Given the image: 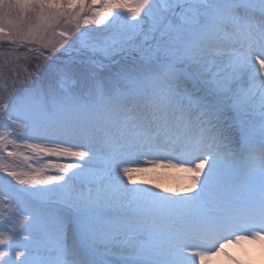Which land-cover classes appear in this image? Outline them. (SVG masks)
Masks as SVG:
<instances>
[{"label": "snow or ice", "instance_id": "1", "mask_svg": "<svg viewBox=\"0 0 264 264\" xmlns=\"http://www.w3.org/2000/svg\"><path fill=\"white\" fill-rule=\"evenodd\" d=\"M0 40L43 60L9 84L20 57L0 53V264H208L264 241V0H0Z\"/></svg>", "mask_w": 264, "mask_h": 264}, {"label": "rangeland", "instance_id": "2", "mask_svg": "<svg viewBox=\"0 0 264 264\" xmlns=\"http://www.w3.org/2000/svg\"><path fill=\"white\" fill-rule=\"evenodd\" d=\"M88 27H98L96 25H89ZM58 31H72V26L71 25H66L64 24L63 21H61V24L59 26V28L57 29ZM44 39L46 41H52V42H58L61 38L59 37V35H53L52 32H49ZM41 45L39 43L36 42H31V43H25L19 47L15 46V45H11L9 44L7 41L4 40H0V53H8V52H13L14 55L19 56L20 60H19V65H20V70L18 73L13 74L12 72H10L8 70V68H4L3 69V73L4 75L8 78V82L9 84H11L12 80L14 79H19V80H23L24 76L26 75V73L24 72V67H27L28 71L30 72H35V65L36 63H43L42 58H37L38 57V53L35 51H30V49H37L40 48ZM43 51H45V53L47 54V49H42ZM25 57H27V61L25 60ZM5 61V58L3 56H0V65H3ZM12 67H16L15 64L12 65ZM18 143H20L22 145V141H18ZM7 149L9 151L13 150V145L12 144H8L7 145ZM17 151L23 153L24 156L29 157L27 164H30L36 168L40 167L43 163H45L48 159H52L54 162H56L57 158L55 157H44L40 160L39 163L36 162V160L31 159L32 157V153L25 149L23 146H21L20 148L17 149ZM9 163H12L14 165L17 166L18 170H27V164L25 163V161L22 158L19 159H11L9 158ZM156 173L159 174V176L161 177L160 179L156 180V183L159 184H163L165 187H170V188H178L180 186H182L185 183V174L181 171H179L178 169H168V168H159L156 169ZM47 174L49 175H53L56 174V170L55 169H49L47 170ZM10 206H0V209H3L4 214L8 215V208ZM27 214V213H25ZM16 219H19V217H16ZM231 245L228 246L227 248L232 249V250H239L241 248V251L246 249L247 246L249 245L251 248V253L247 254L243 260H241V264H264V241H259V240H245L242 241L241 243H230ZM245 252H247V250H245ZM215 255L211 256L209 258L208 264H227V263H223V260H221L222 256L227 257L230 260H234V255L231 253H227V255H225V252L222 253V255L220 254V257L214 258ZM218 256V255H217ZM231 257V258H230ZM240 262V261H238ZM237 262V263H238Z\"/></svg>", "mask_w": 264, "mask_h": 264}, {"label": "bare ground", "instance_id": "3", "mask_svg": "<svg viewBox=\"0 0 264 264\" xmlns=\"http://www.w3.org/2000/svg\"><path fill=\"white\" fill-rule=\"evenodd\" d=\"M231 244H227L225 246V253H231L234 255V260H230L228 259L227 257L225 256H222V258L220 257V254L222 255V253H220L218 256L215 255L214 258H221V260H223V263H227V264H241L243 262H241V260H243V258L247 255V254H250L251 253V248L250 246L248 245L246 249L242 250L241 251V248L239 250H232V249H229L227 248L228 246H230ZM245 250H247V252H245ZM240 261V262H238ZM238 262V263H237Z\"/></svg>", "mask_w": 264, "mask_h": 264}]
</instances>
